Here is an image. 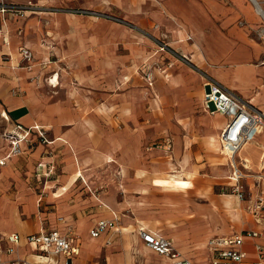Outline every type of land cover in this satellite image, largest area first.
Returning <instances> with one entry per match:
<instances>
[{
    "label": "crops",
    "instance_id": "1",
    "mask_svg": "<svg viewBox=\"0 0 264 264\" xmlns=\"http://www.w3.org/2000/svg\"><path fill=\"white\" fill-rule=\"evenodd\" d=\"M0 1L25 4L32 0ZM255 2L261 8L264 0H163L161 6L164 13L170 16L166 19L169 26H179V30L173 31L178 40L173 47H179V50H174L187 57L190 54L188 58L205 68L206 74L264 112V20L255 10ZM262 17L264 19V15ZM17 18L19 16L0 14V123L3 128L0 134V159L9 150L4 135L13 124H39L45 128L51 142L38 143L34 148L26 149L22 155L8 158L6 165L0 167L2 264H9L11 258H25L33 264H63L60 256L45 258L40 255L25 237L51 230L65 233L70 226L75 229L74 243L79 250L73 264H87L90 259L102 254L105 256L103 264H136L138 261H142V264L166 263L167 260L144 245L139 235L141 230L172 240L181 257L193 264H196L194 258H200L202 253L206 264H210L211 251L207 243L212 238L246 231L264 234V226L233 230L217 227L208 218L218 213L214 203L229 207L231 195L205 200L202 195L204 188L197 179L200 171L210 170L211 186L208 185V188L213 189L218 185L220 190L230 191L231 169L219 144V135L227 118L203 110L201 75V79L192 77V85L202 111L210 117L205 120L203 131H187L185 123L178 124L181 129L179 136L168 134L156 141L171 140L172 150L167 155L160 146H153L155 142H150L153 137L152 125L156 123L154 119L159 121L155 108L162 106V102L152 99L153 111L145 116V121H137L134 114L136 107L127 99L129 94L124 98L127 100L125 105L118 102L123 96L113 88L115 83H121L120 76L116 78L119 60H105L87 54L72 56L65 59L63 74L55 68L54 64L58 63H52L49 56H45L47 47L44 44L24 40L37 17H31L26 23L17 21ZM19 29L25 30L24 39L19 37ZM23 46L34 55L30 67H25L21 62L20 49ZM32 48L41 54L40 61ZM162 54H158L157 58ZM164 55L171 59L168 53ZM152 56L145 60L148 65L156 60ZM3 58L7 61H3ZM176 63L184 65L174 62L164 72L155 74L152 88L158 77L164 80L160 83L162 87L169 88L170 82L186 85L187 72L184 69L178 75H173ZM142 64L138 63L139 66ZM135 68L138 73L137 65ZM54 77L57 78L56 84L49 82ZM195 103V100L178 101L176 107H192L197 105ZM169 113V110L161 111L162 122ZM121 121L125 127H122ZM177 154L181 156L178 165L174 162ZM154 155L160 160L159 164H153ZM192 155L204 156L205 159L191 163ZM207 158L220 161L209 163ZM238 159L244 165L245 177L240 182L247 190L246 200L248 197L252 199L253 192L264 196V129L253 142L241 149ZM50 166H54V174L46 177ZM22 170H25L24 175ZM107 170L115 171L118 180L119 190L114 189L113 199L106 195H95L91 189L96 182L92 178L93 172ZM153 171L166 175L151 176L147 184H137L136 175L144 176V172L151 175ZM42 178L46 180L45 184ZM14 182L18 190L15 195L9 192ZM197 183L201 186L197 187ZM172 184H177L179 190L167 188ZM35 188L43 192H36ZM47 192L52 196L42 198L40 194ZM152 197L159 205V214L154 218L147 215L142 201L134 209L136 198L147 203ZM41 199L55 203V210L49 214L40 211L36 216L54 215L50 218L51 226L44 227V220H40V223L29 227L25 219L39 207L37 204ZM263 215L264 209L261 218ZM100 220H113L115 228L107 229L93 238L90 230ZM254 222L256 225L260 223ZM158 226H162L164 232ZM13 233L19 234L21 240L14 253L7 254L6 239ZM178 234H191L193 241L178 237ZM257 243L264 246V238H245L241 248L244 264H254L256 261ZM140 244L146 249H140ZM96 260L91 264H98Z\"/></svg>",
    "mask_w": 264,
    "mask_h": 264
},
{
    "label": "rangeland",
    "instance_id": "2",
    "mask_svg": "<svg viewBox=\"0 0 264 264\" xmlns=\"http://www.w3.org/2000/svg\"><path fill=\"white\" fill-rule=\"evenodd\" d=\"M162 1L163 0H32L29 3L17 4H31L33 7L30 10H26L27 12H25L23 16H19L16 20H21L23 23H26L31 17H37V19L34 25L29 27L26 38L23 36L25 30L22 31V29H19L17 33L19 37L25 38L24 40L28 39L31 43L35 41L38 44H44L47 47L45 56H49L52 63L57 62L58 64H54L56 66L55 68L57 71L63 72V74H65V71L62 69L66 68L65 59L68 57L87 54L94 57L97 55V57L105 60H119L120 63L118 69H116V78L120 76L121 83H115L113 91L122 94V100L118 102L123 105L127 102V100L124 99L126 98L125 96L129 94L127 99L136 107L134 114L137 117V121H145V116L153 111L151 106L152 99H159V101L162 102V106L159 108L154 107L155 111H157L159 121L154 119L156 123L152 125L151 130L153 137L150 139V142H155L153 146L157 147V145H160V142L156 143V141L160 140L162 136L168 134L176 137L179 136L181 129L178 124L185 123L186 127L184 128L187 131H203L205 120L210 117L202 111L199 105V97L194 93L192 85L193 76L201 79L200 75L202 73H207V71L194 59H192V61L189 59L193 67L185 63L184 65L176 63L174 66V68H176L173 72L174 76L178 75L182 69L187 72L185 75L187 81L186 85H178L174 82H170L172 84L169 88H167V86L162 87L160 83H162L163 79L158 77L154 88H152L155 74L164 72L165 69L168 67L170 68L174 62L183 64V62L172 57L171 59L165 58L164 54L167 53L161 51L159 48L164 44L173 50H179L177 49L179 47H173V44L178 41L177 38L174 37L173 31L179 30V26H169V21L166 19L170 16H167L162 10ZM5 3L13 4L8 2ZM261 9L264 15V3ZM28 12L33 13L30 14ZM262 16L260 15L261 19L264 20ZM12 20H14V18H12ZM32 50L37 59H39L38 61H40L42 58L41 54L33 48ZM160 53H163L162 56L157 58V55ZM151 56L156 58V60H153V62H150L148 65L145 60L147 57ZM188 57H190V54H188ZM3 61H7V59L3 58ZM138 63L143 64L139 66ZM135 65L138 67V73L136 72L137 68H135ZM147 75L152 76V84H149ZM52 81L56 84L57 78L54 77ZM184 100H195L197 102L195 104L197 105L186 108L176 107L178 101ZM163 110H169L170 113L162 122L161 111ZM162 123H164V126H162ZM137 124L136 122V125ZM121 125L125 127L122 121ZM2 130L3 128L0 123L1 135ZM1 143L0 138V146ZM165 154L170 155L167 152H165ZM196 155L190 157L191 163L194 161L201 162L203 160L204 156L202 158L196 157ZM180 157L179 154L175 155L174 162L176 161V165H178L177 161ZM207 160L209 163L212 161L209 158H207ZM213 161L216 163L220 160L214 159ZM159 162L160 160L154 155L153 164L156 165L159 164ZM21 173L24 175L25 170H22ZM93 175L92 178L96 181L95 184H93L94 186L91 187L93 193H95V195H106V197H111L113 199L115 195L114 189L119 188L117 186L118 180L116 172L107 170L106 172H93ZM142 175L144 176L136 175L138 185L147 184L151 176H153L152 178H156L165 176L166 174L153 171L151 175L145 172ZM210 175V170L202 169L197 178L205 189H202V195L206 198L205 200L208 201L210 197L222 199L224 194L231 195L229 207L219 206L217 203H214L218 213L215 216L208 217L212 223L217 227L233 230L264 226V215L260 223L256 225L254 222L255 217L249 209L251 202L257 196L255 192H253L254 194L252 195L254 196L251 200L248 197V200H245V202L239 201L229 190H220V186L218 185L214 186L213 189L208 188V185H210ZM43 181L45 184L46 180L43 179ZM223 181L224 180L221 182ZM197 184V187H199V185L201 186L200 183ZM167 188L179 190L180 187L177 184H172ZM16 191L18 190L14 182L9 192L15 195L14 193ZM34 191L39 193L43 192L40 191L39 188H35ZM122 191L124 192V189H122ZM137 192H140V190ZM89 193L91 194L92 192ZM217 194L219 195L216 196ZM40 195H42V198L47 195L52 196V194L48 192L41 193ZM224 198L228 199L226 196ZM153 200L154 197L150 198V200L148 199L149 202L144 203L143 200H137L136 198L134 209L137 208L141 204H139V202L142 201V204L146 206L147 210L145 211L147 215L150 216V218H154L155 215L159 214L157 210L159 209V205ZM37 205H39V207H37L35 211L29 213L27 218L25 217L27 221L26 224L29 227H33L36 222L40 223V220H44L42 221L44 227L49 228V226H51L50 218L54 215H43L41 218L36 216L39 215L40 211H46L49 214L51 211L55 210V203L41 199ZM204 220L210 223L209 220ZM187 225L190 224L188 223ZM158 227L164 232L162 226ZM67 228L75 232L72 226ZM166 236L169 235L167 234ZM177 236L193 241L191 234H178ZM262 237L264 238V234ZM138 247L142 250L146 249L142 244ZM136 252L138 256V249ZM202 254L203 256H200V258L199 256L194 258L196 264H206L205 255L204 253ZM95 258H97L96 261H98V264L104 263V254L98 255ZM95 258L90 259L87 264H91ZM136 264H142V261H138Z\"/></svg>",
    "mask_w": 264,
    "mask_h": 264
},
{
    "label": "built area",
    "instance_id": "3",
    "mask_svg": "<svg viewBox=\"0 0 264 264\" xmlns=\"http://www.w3.org/2000/svg\"><path fill=\"white\" fill-rule=\"evenodd\" d=\"M31 4L17 5L7 4L0 1V14L10 16H23L26 10L32 9ZM160 50L168 53L172 58L192 66L187 56H184L167 45H161ZM21 62L25 67H30L34 60L32 51L23 46L20 49ZM193 67V66H192ZM203 79V110L209 114H220L227 118V123L219 135L221 152L227 157L230 165L229 180L231 181L230 192L239 200L245 201L248 193L240 180L245 177L244 165L239 161L238 154L248 143L255 140L256 136L264 129V112L256 108L249 101H246L231 90L226 88L216 79L206 73L201 74ZM149 84H152V76L147 75ZM50 80L49 82H51ZM9 150L5 157L0 159V167L7 163V159L22 155L28 148H34L36 144H49L45 128L39 124L24 126L16 123L4 135ZM165 152L170 153L172 142L169 138L164 139L159 145ZM54 166H50L45 176L54 174ZM82 181L83 178H81ZM249 209L255 220L260 222L261 211L264 209V196L258 194L251 202ZM113 220H100L90 230V236L96 238L107 229H114ZM139 235L144 245L155 252L161 258L167 260L160 264H193L189 259L181 257L173 246L170 239L141 230ZM74 234L71 230L60 233L51 230L46 233L30 234L25 240L33 244L40 255L49 258L51 255L60 256L63 264H73V259L79 253L78 246L74 243ZM263 235L257 231H246L239 234L212 238L207 245L211 251L210 264H244V254L241 250L245 238H261ZM21 237L17 233L10 234L7 239L5 252L13 254L15 247L20 243ZM257 259L254 264H264V246L255 244ZM9 264H33L25 258H11ZM0 264L2 259L0 257ZM154 264V263H151Z\"/></svg>",
    "mask_w": 264,
    "mask_h": 264
},
{
    "label": "bare ground",
    "instance_id": "4",
    "mask_svg": "<svg viewBox=\"0 0 264 264\" xmlns=\"http://www.w3.org/2000/svg\"><path fill=\"white\" fill-rule=\"evenodd\" d=\"M255 4H256V2H255ZM258 5H259V4H258ZM258 5H256L257 9H255V10H256L258 13H260L261 15H263L262 12L260 11L261 8H260ZM256 7H255V8H256ZM259 8H260V9H259Z\"/></svg>",
    "mask_w": 264,
    "mask_h": 264
},
{
    "label": "water",
    "instance_id": "5",
    "mask_svg": "<svg viewBox=\"0 0 264 264\" xmlns=\"http://www.w3.org/2000/svg\"><path fill=\"white\" fill-rule=\"evenodd\" d=\"M256 5H258L257 3H256ZM260 9V8H259ZM260 11L262 12V10L260 9Z\"/></svg>",
    "mask_w": 264,
    "mask_h": 264
}]
</instances>
